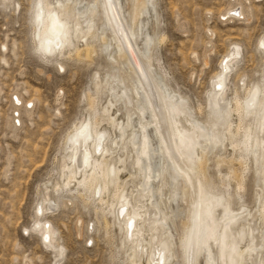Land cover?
Returning a JSON list of instances; mask_svg holds the SVG:
<instances>
[{
	"label": "bare ground",
	"instance_id": "1",
	"mask_svg": "<svg viewBox=\"0 0 264 264\" xmlns=\"http://www.w3.org/2000/svg\"><path fill=\"white\" fill-rule=\"evenodd\" d=\"M91 2L96 7L89 12L87 20L93 30L88 32L82 29L81 38L77 39L73 36L71 40L74 46L71 48L66 46L63 53L58 52L55 58H59V56L60 58L63 56L90 58L92 54L97 53L93 45L94 42L99 45L98 52H101L105 44H109L115 55L111 60L107 56L105 57L111 65L115 64L117 69L110 74L106 72L107 80L104 78L102 85L94 84L93 94L87 93V105L92 117L91 119H82L75 126L72 124L73 131L67 135L66 143L63 146L67 149L63 152L58 164L60 182L53 184V190L58 191L63 188L61 192L65 189V196H77L84 204L93 205L92 208L102 215L110 214L114 224L121 232L120 245L124 249L123 253L128 264H153V261L160 259L157 255L158 252L164 253L165 264H175L176 255L180 257L179 263L185 264L181 239L185 229L190 227V218L194 211L193 203L197 200L196 193L199 185H203L213 197L219 198L223 204V207L212 208L213 219L218 221L221 226L216 229L217 239L208 241L207 249L196 250L194 247L193 264H206L209 255L217 264H264V236L261 235V229H264V200H259V194L264 190V175H257L256 164V159L260 155L259 142L262 136L258 128V122L261 119L259 97L256 106L251 109L253 115L246 116L244 114V101L251 88L260 79L249 84H245L244 80L242 84L241 79H244L245 76L235 69L233 77L237 83L232 89L228 88L221 97L225 100V108H229L228 101H230L231 119L225 118L221 121L214 115L217 97L212 93L219 90L214 89L213 81L220 76H226L228 82L230 73L237 66L235 61L240 60V46L236 43L231 44L219 60L217 70L211 76L209 88L205 93V115L202 120H198L194 117V109L189 99L168 86L165 81L166 72H161L159 59L153 56L157 43H162L164 35L157 31V40L145 55L140 29L143 25L144 33L153 34L152 30L157 27L155 10L148 8L141 15L145 0H127V7H125V0H113L115 4V17H113L104 8L103 0H91ZM151 2L155 4L154 0ZM230 11H233L237 16L229 15ZM225 13L232 20L238 19L242 15L237 6H230ZM101 27L105 30L99 31L98 29ZM261 39L264 37L258 40V49ZM77 42H82V45H77ZM2 46L4 47V45ZM226 61H231L228 64L229 71L227 72L225 71ZM56 67L60 72L61 66L56 65ZM157 67L159 70L156 69ZM96 77L98 74L94 75V79ZM157 79L160 81L159 85L156 82ZM161 88L167 89L169 95L174 94L176 101L183 100L185 102L187 110L203 131L195 128L183 114L176 115L175 124L170 122L169 111L165 104L156 99L161 94ZM239 90L243 91L242 98L239 97ZM102 97L105 101L100 103L99 100ZM14 104H17L16 100ZM201 110L200 107H197L198 113ZM116 113L123 119L117 118ZM232 117L235 119L232 120ZM101 122H105L111 127L112 134L98 128ZM81 125H88L89 129L85 136L74 138V133ZM114 130L117 134L114 133ZM89 133L91 139H87ZM101 133L104 136V142L101 152L97 153L96 137ZM185 133L191 134L197 145L194 148L196 155L194 170H191L193 165L189 164L187 159H181L177 154L179 138ZM246 136L251 137L248 143L256 156L241 151L240 145L245 142ZM197 137L201 138L196 139ZM213 137L219 141L218 144L208 143V139ZM146 139L149 151L152 153L150 157L142 155ZM226 147H229L231 152L227 159L222 153ZM170 156L172 157L171 161L169 160ZM210 156H214L216 166L228 162H236L238 165V168L229 169L228 181L220 179L221 190L216 189L217 184L210 179L209 175V177L207 176ZM138 160L141 163H138ZM173 163L177 167L185 169L193 181L192 185L180 182L179 202L184 203L185 215L178 222L173 218L177 213L175 212L177 211L176 207H173L176 199H170L175 191V181L171 171ZM250 169L255 187L251 207L241 202L243 196L241 197L240 194L244 189L245 173ZM123 172L127 174L122 179L121 173ZM232 178L235 180L234 188L232 192H229V179ZM129 186L132 189L128 188ZM97 192L100 193L99 196H97ZM50 202L48 200L46 206ZM42 204H44V200H42ZM121 206L125 208L123 216L119 212ZM240 207L245 208L248 215L241 216L237 222L230 224L225 232L222 227L225 208L232 212H238ZM36 209H40V211L37 212ZM35 210V222L48 224V231L52 234L53 239L55 232L49 222H40L37 218L44 212L40 202L36 205ZM47 211L50 210L46 208ZM130 219L133 224L131 230L128 228ZM158 221L160 222L158 223ZM103 222L104 227L107 228L108 223L104 217ZM37 233L44 244L42 235ZM221 236L225 237L223 260H221V247L217 243ZM52 239L49 242V247L55 249V264L60 248L56 250ZM173 240L176 243H173ZM165 242H167L166 249L162 247ZM174 248L178 252L176 255ZM169 252L172 253L171 257L168 255ZM142 259L144 260L142 261Z\"/></svg>",
	"mask_w": 264,
	"mask_h": 264
},
{
	"label": "rangeland",
	"instance_id": "2",
	"mask_svg": "<svg viewBox=\"0 0 264 264\" xmlns=\"http://www.w3.org/2000/svg\"><path fill=\"white\" fill-rule=\"evenodd\" d=\"M154 1L158 33L164 40L157 43L153 56L159 59L161 72H166L168 86L189 99L196 119L202 120L205 115L209 80L231 44L240 46L241 56L229 75L228 88L237 83L235 69L244 74L245 84L260 79L264 52L257 48V42L264 37V0ZM5 3L7 7H0V264H54L55 249L46 248L37 232L25 235L33 226L39 202L44 212L38 220L49 222L55 232L52 242L56 250L63 248L61 264H128L113 217L95 211L93 205L84 204L77 196H65L63 188L59 192L52 188L60 182L58 164L67 149L63 147L67 135L82 119L92 117L87 93H94V84H103L107 69L117 68L97 51V42L93 43L97 53L90 58L53 56L45 62L33 51L32 25L25 14L32 1L0 0V5ZM16 3L22 5L19 13ZM230 6L240 8L238 19L226 15ZM229 15L237 16L233 11ZM56 65L65 71L59 72ZM238 94L243 97L242 90ZM13 97L20 103L14 104ZM104 101V97L99 100ZM197 107L202 109L200 113ZM116 117L123 119L117 113ZM99 125V129L112 134L105 122ZM222 153L229 158L230 148ZM214 162V156H210L207 176L221 190L220 179L228 181L229 169L238 165L232 161L216 166ZM123 173L122 179L127 174ZM234 181L229 179V192ZM243 190L241 202L251 207L255 190L251 169L245 173ZM47 199L51 201L48 206ZM176 202L173 218L178 222L185 215V206ZM174 253L178 254L176 248ZM175 258L178 264L179 255Z\"/></svg>",
	"mask_w": 264,
	"mask_h": 264
},
{
	"label": "snow or ice",
	"instance_id": "3",
	"mask_svg": "<svg viewBox=\"0 0 264 264\" xmlns=\"http://www.w3.org/2000/svg\"><path fill=\"white\" fill-rule=\"evenodd\" d=\"M7 3L4 5H0V7H7ZM104 8L115 17V4L113 0H103ZM127 0H125V7H127ZM17 13L20 12L22 5L20 3H16L14 5ZM96 5L91 2V0H32L30 6H28L26 11V16L28 18L29 23L32 25V41H33V51L40 56L42 60L47 62L49 57L55 56L58 52L63 53V50L67 46L68 48L73 47L74 45L71 43L73 36L79 39L82 36V29L91 32L93 30L92 25L87 20V16L90 11L94 10ZM148 8H151L153 11L155 10V4L151 2V0H145L144 7L141 9V15L144 14V11ZM75 18V19H74ZM157 19V27L152 30L153 34L144 33V26L141 25V34L142 39L144 41V49L145 55L150 50L151 46L157 40V31L159 20ZM99 31H104L105 29L101 27L98 29ZM259 48L264 50V39H261L259 43ZM130 50V49H129ZM101 55L107 56L108 59H113L115 52L112 50L109 44H105V46L101 49ZM238 55V52H237ZM231 61L225 62V71H229L228 64ZM235 63H239V61H235ZM139 67V65H137ZM60 71H65L64 67H60ZM109 74L111 72L116 71V69H107ZM108 76L106 75L105 79L107 80ZM157 84H160L159 79H157ZM241 83H244V79H241ZM213 87L215 90L212 93L213 96L217 97L216 104L214 105V115L218 120L231 119L230 112V101L229 108H225V100L221 99L222 95L227 92L228 84L226 76H220L217 80L213 81ZM160 95L156 97L157 100L162 101L166 108L169 111V119L170 122L175 124L176 115L183 114L186 118L193 124V126L200 131L203 129L200 128V125L197 124L192 116V114L187 110L185 102L183 100L176 101L175 95H169L168 90L165 88L160 89ZM259 97V108L261 119L258 122V128L260 133L262 134L259 148L260 155L256 159L257 164V175H264V71L260 73L259 82L251 88L248 97L244 101V114L246 116H252L253 112L251 111L257 104V98ZM16 100V103L19 104L20 101L13 97ZM29 108L32 107V104L29 103ZM19 124V120L16 121ZM89 129L88 125H81L79 129L74 133V138H80L85 136L86 131ZM201 137H197L196 139H200ZM87 139H91V135L87 136ZM207 139V138H206ZM251 139L250 136L245 137V142L240 145L241 151L245 154H251L256 156V153L251 149L248 141ZM104 142L103 134H99L96 137V151L97 153L101 152L102 145ZM208 143L210 144H218L219 141L214 137L208 139ZM195 140L192 138L191 134H182L179 138V145L177 148V154L181 159H187L189 164L193 165L191 170H194V162L196 159V155L194 152V148L196 147ZM142 155L145 157H150L152 153L149 151V146L147 139L145 140V144L143 146ZM242 158H244L242 156ZM169 160H172V157H169ZM138 163H141L138 160ZM141 167L143 165L141 164ZM173 179L175 181V191L170 199L175 198L177 202L180 199V182L183 181L186 185H192L193 181L191 177L187 174L186 170L182 167H177L175 163L172 164ZM195 192V189H194ZM100 193L97 192V196ZM197 200L193 203V213L190 218V227L185 229L184 235L181 239V247L184 249L185 254V264H193L192 256L194 252V247L196 250H205L208 246V241L217 239V227L221 226L218 221L213 219L212 208L213 207H223V204L219 198L213 197L208 189L199 185L198 192L196 193ZM259 200H264V190L259 194ZM258 200V203H259ZM35 211L39 212L40 209H36ZM119 212L121 216L124 215L125 208L121 206L119 208ZM248 215L245 208L240 207L238 212H232L229 209L225 208L224 216H223V224L222 227L227 232L230 224L237 222L241 216ZM160 221H158L159 223ZM132 220H128V228L132 229ZM48 224H41L33 222V227L29 230L26 229L25 235L31 232H39L47 248L49 246V242L52 239V234L48 231ZM261 235L264 236V229H261ZM92 240H88L89 244H92ZM218 245L221 247V260H223V248L225 244V237L221 236L219 240H217ZM165 249L167 248V242L162 245ZM157 255L160 257L159 260L153 261V264H165L164 261V253L158 252ZM169 257H171L172 253H168ZM63 257V248L59 249V255L56 257L55 264H61ZM179 264V262H178ZM206 264H217L216 261L211 259V255H209V259L206 261Z\"/></svg>",
	"mask_w": 264,
	"mask_h": 264
}]
</instances>
